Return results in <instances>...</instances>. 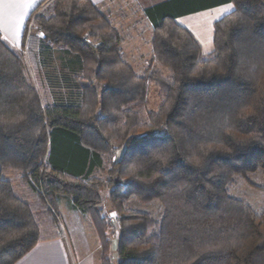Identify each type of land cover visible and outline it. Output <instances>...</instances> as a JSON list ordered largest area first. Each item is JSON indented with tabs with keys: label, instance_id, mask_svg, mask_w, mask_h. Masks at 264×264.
Returning <instances> with one entry per match:
<instances>
[{
	"label": "trees",
	"instance_id": "obj_1",
	"mask_svg": "<svg viewBox=\"0 0 264 264\" xmlns=\"http://www.w3.org/2000/svg\"><path fill=\"white\" fill-rule=\"evenodd\" d=\"M231 1L207 54L174 16L153 19L151 69L141 75L91 0H44L31 12L42 33L28 47L37 83L0 34V264L62 235L57 193L91 218L100 264H264V208L229 192L235 176L260 170L264 193V0ZM184 3L185 12L202 5ZM41 40L80 59L77 100L46 97ZM148 84L161 103L143 117L131 104ZM107 159L105 182L96 172ZM102 187L121 214L115 261ZM132 198L157 200L160 219L130 208Z\"/></svg>",
	"mask_w": 264,
	"mask_h": 264
},
{
	"label": "rangeland",
	"instance_id": "obj_2",
	"mask_svg": "<svg viewBox=\"0 0 264 264\" xmlns=\"http://www.w3.org/2000/svg\"><path fill=\"white\" fill-rule=\"evenodd\" d=\"M120 2H121L120 6L122 7L117 8V10L118 11L122 10L121 15L123 16L124 13L136 12V10L139 9L144 4L143 2L145 1L120 0L119 3ZM225 13L226 11H222V12L218 11L215 15V18H221V16H223V14ZM103 14L109 19V17L105 13ZM110 17L112 18V16ZM33 18L34 17H32L31 20L29 19V21H27L21 46L18 49L14 48L13 50L25 63L29 78L31 79L32 83H37L36 82L37 71L35 70V68L31 63L30 54L28 53V47L31 37L34 36L41 37L42 33L39 29H37V26L34 24V20L32 21ZM209 18L210 17H208V14L201 13L200 15L183 17L179 19V22L182 24L186 23L189 28H191L194 32H196L197 36L201 34L200 39L199 37L198 39L201 41L202 44L205 43L213 44L214 23L213 26L211 27V25H209L208 23ZM115 20L117 21L116 24L117 27L119 28L120 33H123V35L121 34L124 41L121 45V50H123V56H122L123 59L133 68L135 73L139 75L144 74L145 72L151 69L150 63H151L152 55H151L150 43L152 40V32H146L143 30L142 35L133 33L132 31H128L127 29H125L126 28V26L124 25L125 22L123 21L122 18ZM199 22L201 23L203 22L201 29L199 28ZM140 27H142L143 29L145 26L140 24ZM135 35L139 36V38H136ZM213 48H214V44H213ZM64 49L65 48L62 45H56L50 41H45V40H41L38 44V50H39L38 58L42 70L41 74L44 76L43 78L46 84L45 85L46 97H48L50 101L55 103L69 102L70 100L75 101L77 100L79 93L77 89V84L73 82V78H72L73 72L64 70L68 68L66 67L67 65L61 68L63 60L65 61L69 57L73 58V56H70L69 54L66 55ZM52 50L54 51L51 52ZM203 54H207V53L203 52ZM161 69L167 73L165 68L161 67ZM160 103H161V96L158 88L154 84H148L145 100L137 101L131 104V107L133 109L138 110L141 113V115L144 117L146 109H157ZM116 153L117 152L111 154L110 159H112L113 161L119 156L118 155L119 152L117 154ZM109 167H110V162L107 159L104 169L98 170L96 172V174L100 176L99 178L105 182L108 179L107 170ZM262 182H263V175L260 170L253 173H248L245 176H240V175L235 176L229 187V192L232 196L248 202L255 210H261L264 208V193L261 192L257 188V186L261 185ZM101 189H102L101 190L102 203L100 204V206L102 207L103 215L106 217L110 226L108 230L109 237L112 240L110 255L113 261H115L116 243L120 233L119 228H120L121 214L116 210H114L113 208H111L108 198V191H109L108 188L102 187ZM126 204L132 209L141 210L149 213L155 219H160L163 211L161 204L157 200L143 202L132 198L131 200L127 201ZM52 205L55 211L57 212L59 231L65 238V234H66L65 223L67 220L66 218H68V216L70 217L71 210L69 207L73 205L71 194L57 193L53 199ZM87 217L90 219L93 225L91 218L88 215ZM80 233L81 231L78 233L79 238L81 239L84 238L85 233L84 232L81 234ZM95 234L97 235L96 230H95ZM97 239H98V235H97Z\"/></svg>",
	"mask_w": 264,
	"mask_h": 264
},
{
	"label": "crops",
	"instance_id": "obj_3",
	"mask_svg": "<svg viewBox=\"0 0 264 264\" xmlns=\"http://www.w3.org/2000/svg\"><path fill=\"white\" fill-rule=\"evenodd\" d=\"M43 1L44 0H0V34L2 39L10 45L12 49H18L21 46L29 16ZM119 1L120 0H91L102 13H105L109 17L118 31L119 28L117 27V21L115 19L122 18L125 22V29L140 35H142L143 30L152 32V22L158 20L160 15L164 13L170 14L175 17L174 19L177 23L192 32L195 38L200 42L202 52L205 53H209L213 50V44H202L199 40L201 34L197 36L196 32L189 28L186 23H180L179 19L206 13L208 17H210L208 23L212 27L213 23L219 19L215 18L218 11L222 12L230 7H234L231 0H201L202 5L199 6L195 12H185L186 10H181L186 7L184 6L185 0H180L178 5L175 0H144V4L137 9L136 12L124 13L122 16V10H117V8L122 7ZM181 3L182 6H179ZM110 16H112V18ZM202 23L199 22L200 29L202 28ZM140 24L145 27L142 29ZM120 34L123 35V33ZM135 37L139 38V36L136 35ZM64 52L66 55L69 54L73 56V58L69 57L65 61L63 60L61 68L67 65L66 67L68 68L64 70L69 72L78 71L81 65L78 56L70 53L66 49H64ZM69 208L71 212L70 217L68 216V218H66L65 238L61 235L55 239L39 241L13 264H100L99 242L90 219L85 213L77 209L74 204ZM80 231L81 233H85L82 239L79 238L78 233Z\"/></svg>",
	"mask_w": 264,
	"mask_h": 264
},
{
	"label": "snow or ice",
	"instance_id": "obj_4",
	"mask_svg": "<svg viewBox=\"0 0 264 264\" xmlns=\"http://www.w3.org/2000/svg\"><path fill=\"white\" fill-rule=\"evenodd\" d=\"M232 11H235V9L230 7L229 9L226 10V14H231ZM156 135H158V134H156V133H150L149 134V136H156ZM145 138H147V137H145Z\"/></svg>",
	"mask_w": 264,
	"mask_h": 264
}]
</instances>
